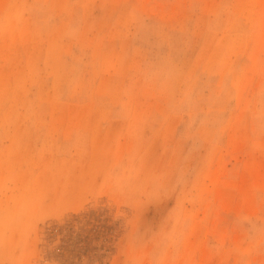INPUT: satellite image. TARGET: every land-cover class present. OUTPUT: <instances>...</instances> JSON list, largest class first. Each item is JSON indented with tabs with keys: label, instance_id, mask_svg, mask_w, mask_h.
I'll use <instances>...</instances> for the list:
<instances>
[{
	"label": "rangeland",
	"instance_id": "obj_1",
	"mask_svg": "<svg viewBox=\"0 0 264 264\" xmlns=\"http://www.w3.org/2000/svg\"><path fill=\"white\" fill-rule=\"evenodd\" d=\"M102 204L106 264H264V0H0V264Z\"/></svg>",
	"mask_w": 264,
	"mask_h": 264
},
{
	"label": "trees",
	"instance_id": "obj_2",
	"mask_svg": "<svg viewBox=\"0 0 264 264\" xmlns=\"http://www.w3.org/2000/svg\"><path fill=\"white\" fill-rule=\"evenodd\" d=\"M120 224L121 217H114V211L105 204L86 207L63 222H53L45 232L44 259L58 264H82L86 258L106 264L121 231Z\"/></svg>",
	"mask_w": 264,
	"mask_h": 264
}]
</instances>
